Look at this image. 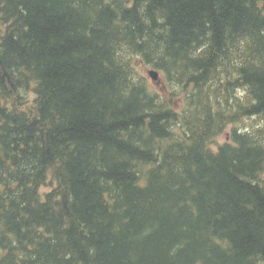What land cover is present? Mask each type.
Here are the masks:
<instances>
[{
    "label": "trees",
    "instance_id": "trees-1",
    "mask_svg": "<svg viewBox=\"0 0 264 264\" xmlns=\"http://www.w3.org/2000/svg\"><path fill=\"white\" fill-rule=\"evenodd\" d=\"M0 264H264V0H0Z\"/></svg>",
    "mask_w": 264,
    "mask_h": 264
},
{
    "label": "rangeland",
    "instance_id": "rangeland-1",
    "mask_svg": "<svg viewBox=\"0 0 264 264\" xmlns=\"http://www.w3.org/2000/svg\"><path fill=\"white\" fill-rule=\"evenodd\" d=\"M147 70H150V68L149 69H145V70H143V73L145 74V75H147ZM148 78V77H147ZM150 85L152 86V87H154L156 90H158L161 86H162V82L160 83V81H159V83L157 84V85H154L151 81H150ZM252 122H254V121H252ZM251 122V123H252ZM250 124V121H249V123H248V125ZM230 133H231V127H228V128H226L225 129V131L220 135V136H218L217 138H216V144L215 145H213V147H216V146H218V145H221V144H223V143H225V142H229L230 141ZM215 149V148H214ZM46 188H43L41 191H46L45 190Z\"/></svg>",
    "mask_w": 264,
    "mask_h": 264
},
{
    "label": "water",
    "instance_id": "water-1",
    "mask_svg": "<svg viewBox=\"0 0 264 264\" xmlns=\"http://www.w3.org/2000/svg\"><path fill=\"white\" fill-rule=\"evenodd\" d=\"M147 75L148 77L151 79V81L154 83V84H158L159 83V74L156 70L154 69H151V70H148L147 71Z\"/></svg>",
    "mask_w": 264,
    "mask_h": 264
}]
</instances>
